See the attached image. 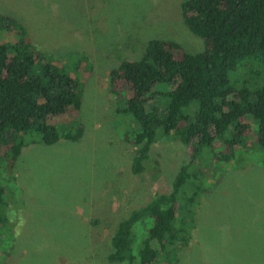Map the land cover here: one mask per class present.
<instances>
[{"label":"trees","instance_id":"obj_1","mask_svg":"<svg viewBox=\"0 0 264 264\" xmlns=\"http://www.w3.org/2000/svg\"><path fill=\"white\" fill-rule=\"evenodd\" d=\"M181 13L203 51L152 39L139 60H123L109 75L117 114L129 123L121 135L135 150L130 172H150L151 151L162 139L180 141L189 160L170 193L155 194L118 223L108 264L183 263L207 183H220L223 166L251 139L264 151V0H185ZM87 57L46 54L21 22L0 13V170L16 179L28 143L82 139L80 112L94 71ZM232 78L244 79L243 87ZM1 179L0 230L10 223ZM7 242L0 231V264L14 249Z\"/></svg>","mask_w":264,"mask_h":264},{"label":"rangeland","instance_id":"obj_2","mask_svg":"<svg viewBox=\"0 0 264 264\" xmlns=\"http://www.w3.org/2000/svg\"><path fill=\"white\" fill-rule=\"evenodd\" d=\"M184 1L0 0V13L21 22L43 52L84 53L94 66L80 112L82 139L28 143L16 179L0 170L10 222L0 231L14 247L6 264H108L118 223L155 194L171 192L189 152L162 139L151 151L157 170L150 162V172L133 175L135 150L121 133L129 123L117 114L109 75L123 60H139L152 39L203 51L183 20ZM237 81L243 87L244 79ZM249 145L223 166L220 183H207L181 264H264V151L254 138Z\"/></svg>","mask_w":264,"mask_h":264}]
</instances>
